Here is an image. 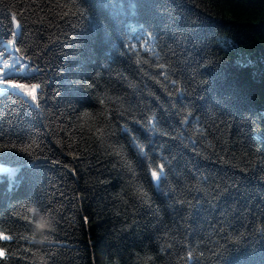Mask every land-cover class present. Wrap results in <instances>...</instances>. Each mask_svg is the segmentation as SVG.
Returning <instances> with one entry per match:
<instances>
[{
    "label": "trees",
    "instance_id": "16d2710c",
    "mask_svg": "<svg viewBox=\"0 0 264 264\" xmlns=\"http://www.w3.org/2000/svg\"><path fill=\"white\" fill-rule=\"evenodd\" d=\"M8 43L0 264H264V0H0Z\"/></svg>",
    "mask_w": 264,
    "mask_h": 264
},
{
    "label": "rangeland",
    "instance_id": "374dc122",
    "mask_svg": "<svg viewBox=\"0 0 264 264\" xmlns=\"http://www.w3.org/2000/svg\"><path fill=\"white\" fill-rule=\"evenodd\" d=\"M224 37L225 35H221L220 39L223 44H226ZM7 45H8V51H10L11 54L9 56L0 54V81H3V83H0V94L7 89H11L22 93L25 97H27L29 100L32 101L27 91H23L20 89H13L7 85L25 84L28 90L30 91L31 86L27 84V82L17 79L15 76H19V75L27 76L32 72H34L36 68L32 66L29 62H27L25 59H23L19 54L15 53L11 43H8ZM37 91H36V96L38 93ZM107 263L119 264V262L116 259H109Z\"/></svg>",
    "mask_w": 264,
    "mask_h": 264
},
{
    "label": "snow or ice",
    "instance_id": "6c2138e0",
    "mask_svg": "<svg viewBox=\"0 0 264 264\" xmlns=\"http://www.w3.org/2000/svg\"><path fill=\"white\" fill-rule=\"evenodd\" d=\"M0 83H3V81H0ZM7 86H9V87H11V88H13V89H20V90H23V91H27V92H28V95L31 97L32 101H36V99H37L36 91H37V89L40 87L39 84H37V83H33V84H31V90L29 91L28 88H27V86H26L25 84H11V85H7ZM151 175H152V177H153L154 179H156V180H159V179L161 178V176H158V174H157L156 171H153V172L151 173ZM161 175H162V172H161ZM33 206L38 207L42 213L47 214V208H45V207L43 206V204L40 203V202H37V203L31 205V206L28 208V211H29L30 208H32ZM25 218L28 219L30 225H33V223H34V219H33V217H31V216H27V215H26ZM0 236H2L4 240L12 239V237H11V236H8V235L0 234ZM2 253H3V252H2Z\"/></svg>",
    "mask_w": 264,
    "mask_h": 264
},
{
    "label": "clouds",
    "instance_id": "9594fccd",
    "mask_svg": "<svg viewBox=\"0 0 264 264\" xmlns=\"http://www.w3.org/2000/svg\"><path fill=\"white\" fill-rule=\"evenodd\" d=\"M31 212L34 219L33 230L36 233H43L44 235H48L50 232L47 230H52L55 228L54 220L48 215L42 213L38 207L33 206ZM41 229H45L46 231L41 232ZM35 242L39 244L41 243V240L37 239Z\"/></svg>",
    "mask_w": 264,
    "mask_h": 264
},
{
    "label": "water",
    "instance_id": "95a60500",
    "mask_svg": "<svg viewBox=\"0 0 264 264\" xmlns=\"http://www.w3.org/2000/svg\"><path fill=\"white\" fill-rule=\"evenodd\" d=\"M161 172H162V175H163V170H162ZM162 175H161V173H160L158 176H161V177H162ZM153 179H154V178H153ZM160 180H161V178H160L159 180L154 179V181L156 182L157 185H159Z\"/></svg>",
    "mask_w": 264,
    "mask_h": 264
}]
</instances>
